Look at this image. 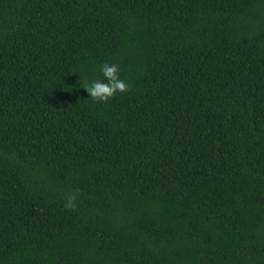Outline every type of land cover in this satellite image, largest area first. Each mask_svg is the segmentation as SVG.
<instances>
[{
	"label": "trees",
	"instance_id": "obj_1",
	"mask_svg": "<svg viewBox=\"0 0 264 264\" xmlns=\"http://www.w3.org/2000/svg\"><path fill=\"white\" fill-rule=\"evenodd\" d=\"M0 264H264V0H0Z\"/></svg>",
	"mask_w": 264,
	"mask_h": 264
},
{
	"label": "clouds",
	"instance_id": "obj_2",
	"mask_svg": "<svg viewBox=\"0 0 264 264\" xmlns=\"http://www.w3.org/2000/svg\"><path fill=\"white\" fill-rule=\"evenodd\" d=\"M119 66L117 64L109 65L105 62L100 72L105 78L106 82L99 79L91 81L89 84H85L83 87L89 93L90 97L94 101L107 102L110 98L114 97L117 92H126L130 90V84L126 83L119 77ZM69 203L66 204L68 208L75 207V196L68 197Z\"/></svg>",
	"mask_w": 264,
	"mask_h": 264
}]
</instances>
